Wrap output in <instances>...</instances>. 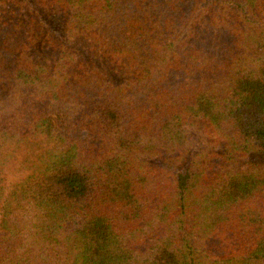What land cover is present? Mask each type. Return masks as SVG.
I'll use <instances>...</instances> for the list:
<instances>
[{
    "label": "trees",
    "instance_id": "16d2710c",
    "mask_svg": "<svg viewBox=\"0 0 264 264\" xmlns=\"http://www.w3.org/2000/svg\"><path fill=\"white\" fill-rule=\"evenodd\" d=\"M0 264H264V0H0Z\"/></svg>",
    "mask_w": 264,
    "mask_h": 264
}]
</instances>
